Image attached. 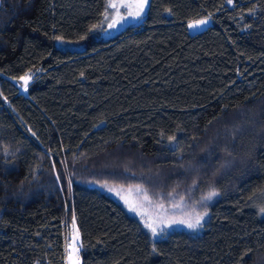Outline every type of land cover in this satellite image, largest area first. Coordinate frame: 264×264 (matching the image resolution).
<instances>
[{"label":"trees","instance_id":"trees-1","mask_svg":"<svg viewBox=\"0 0 264 264\" xmlns=\"http://www.w3.org/2000/svg\"><path fill=\"white\" fill-rule=\"evenodd\" d=\"M107 1L0 0V264H65L73 216L81 264H264V0H149L106 37ZM119 186L209 217L153 238Z\"/></svg>","mask_w":264,"mask_h":264},{"label":"rangeland","instance_id":"rangeland-1","mask_svg":"<svg viewBox=\"0 0 264 264\" xmlns=\"http://www.w3.org/2000/svg\"><path fill=\"white\" fill-rule=\"evenodd\" d=\"M149 1V0H148ZM111 4H115V8L106 7L107 11L105 10L103 21L99 32L103 36H111L118 33L122 28L132 25L136 23L141 17H143L147 10V5L141 10L139 8L140 0H108L107 6ZM140 11V15L136 16L135 14ZM131 13V15H130ZM123 17V19H121ZM199 20H207L208 23L205 25H201L199 27H189L190 24H194L196 21ZM210 23V19L208 17H202L196 20H192L188 23V28L191 33L201 31ZM113 25L109 27V25ZM23 92L24 84L20 86ZM111 189V191H110ZM109 189V193L114 196L126 209V211L133 215L136 219H138L141 224L145 227V223H152L154 226H157L158 232L159 227H164L165 231H170L173 229H180L190 232L192 234L199 233L203 228L204 222L209 217V212L206 210H198V207L191 206L188 204V201L176 199L173 197H164V196H155L154 198L148 196L142 190L132 187V186H122V187H112ZM129 204H133L136 206L138 211H130ZM259 204L264 206V198L259 201ZM163 205V207H161ZM203 220L201 221V227L190 229L184 224H177L171 223L173 220H183V219H194L196 214L203 215ZM77 229V226L75 225ZM151 234V231L145 227ZM73 223L69 226L67 233H66V248L67 254L71 252V248L68 247L72 242L70 241L69 237L72 235ZM163 232V233H164ZM162 234V233H161ZM153 237L158 238L159 235ZM152 235V234H151ZM75 247L79 248L80 246V238L78 233V242L75 243ZM79 259L78 252H71V259L73 258ZM70 258V256H69ZM70 259V260H71ZM81 264V263H79Z\"/></svg>","mask_w":264,"mask_h":264},{"label":"snow or ice","instance_id":"snow-or-ice-1","mask_svg":"<svg viewBox=\"0 0 264 264\" xmlns=\"http://www.w3.org/2000/svg\"><path fill=\"white\" fill-rule=\"evenodd\" d=\"M228 3H232V0H227ZM148 3V0H140V4H139V8L142 10ZM107 7H111V8H115V4H111L109 3V5ZM107 11V8H106ZM131 15V13H130ZM136 16L140 15V11H138L136 14ZM121 19H123V17H121ZM208 21L207 20H199L196 21L194 24H190L189 27H199L201 25H205L207 24ZM113 25H109V27H112ZM57 39H62L61 37H57ZM21 80L24 81V86H27L28 80L31 79L30 76L27 77H21ZM170 140H174L175 137H170ZM71 185V181H69V186ZM111 191V189H110ZM218 192L215 189H211L206 196H204L202 199L203 200H211L213 197L217 196ZM161 207H163V205H161ZM129 210L130 211H138V209L136 208L135 205L133 204H129ZM261 214H264V207H261L259 209ZM204 215H207V213L205 212L203 215L201 214H196L195 218H189V219H183V220H173L171 221V223H177V224H184L186 225L188 228L190 229H195L198 227H201V221L203 220ZM145 227H147L150 231L153 237L157 236L158 234H161L165 231L164 227H159V232L157 229V226H154L152 223H145ZM73 233L72 235L69 237L70 241L72 242L68 247L71 248V252H78L79 248L75 247V243L78 242V229L75 228V217L73 216ZM71 252L69 253V256L71 257ZM72 264H79V259H74L72 261Z\"/></svg>","mask_w":264,"mask_h":264},{"label":"built area","instance_id":"built-area-1","mask_svg":"<svg viewBox=\"0 0 264 264\" xmlns=\"http://www.w3.org/2000/svg\"><path fill=\"white\" fill-rule=\"evenodd\" d=\"M4 105H8V101L4 100ZM67 241V239H66ZM66 245V244H65ZM67 247V246H66ZM65 247V264H72V261L75 259L74 256L71 259V257L69 258V255L67 254V248ZM78 255H79V263H81V248L79 246V251H78ZM71 259V260H70Z\"/></svg>","mask_w":264,"mask_h":264},{"label":"water","instance_id":"water-1","mask_svg":"<svg viewBox=\"0 0 264 264\" xmlns=\"http://www.w3.org/2000/svg\"><path fill=\"white\" fill-rule=\"evenodd\" d=\"M145 20H146V16H143L136 23L132 24V26L139 27Z\"/></svg>","mask_w":264,"mask_h":264}]
</instances>
